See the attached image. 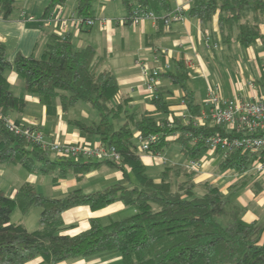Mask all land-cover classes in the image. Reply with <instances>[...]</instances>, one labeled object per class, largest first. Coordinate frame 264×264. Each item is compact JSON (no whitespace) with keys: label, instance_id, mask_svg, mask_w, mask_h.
Returning a JSON list of instances; mask_svg holds the SVG:
<instances>
[{"label":"trees","instance_id":"obj_1","mask_svg":"<svg viewBox=\"0 0 264 264\" xmlns=\"http://www.w3.org/2000/svg\"><path fill=\"white\" fill-rule=\"evenodd\" d=\"M98 1L77 0V16L83 25L95 20ZM121 2L130 11V24L134 6L154 12L161 26L172 11L170 0ZM65 3L66 0H50V8ZM17 9V0H0L1 19H9ZM263 11L264 0H195L188 15L204 22L218 14L224 43L236 41L249 46L258 39L264 42L259 15ZM102 67L103 60L96 57L92 47L74 48L70 33L55 36L39 58L18 54L13 61L0 41V164L51 174L54 180L108 165L121 170L129 182L88 194L74 190L59 198L46 196L29 183L23 184L12 199L0 190V264H27L37 257L43 259L39 264H58L114 251L120 254L123 264H264V226L257 221L246 222L242 209L231 199L243 184L237 183L229 192L231 195L210 183L204 184L200 192L194 173L182 167L167 168L157 181L148 174L134 137L136 132L157 135V142L148 150L152 155L162 154L175 141L188 159L198 160L209 149L206 137L238 135L215 123L195 127L174 116L157 119L148 113L139 117L128 114L126 103L116 101V76ZM12 69L24 80L26 91L41 95L47 104L59 99L66 110L79 101L88 103L98 112L99 122L72 124L99 137L105 148H115L120 160L83 156L65 159L10 130L8 113L22 112L26 107L25 100L10 88L7 73ZM164 76L185 88L188 74L184 62H178L176 71H168ZM163 94L160 91L158 98L152 99L158 113H168ZM184 100L193 115L200 114L201 107L191 95ZM177 134L178 138L173 139ZM215 153L220 156V171L231 170L242 175L245 182L250 179L246 177L253 163L264 156V150L234 151L227 157L219 151ZM118 201L133 207L134 214L108 224L94 217L87 230L76 235L64 233L66 210L76 206L99 210ZM33 207L41 209L37 230L29 231L23 223L12 222L15 209L27 213ZM219 218L228 220L223 223Z\"/></svg>","mask_w":264,"mask_h":264},{"label":"crops","instance_id":"obj_2","mask_svg":"<svg viewBox=\"0 0 264 264\" xmlns=\"http://www.w3.org/2000/svg\"><path fill=\"white\" fill-rule=\"evenodd\" d=\"M116 1L99 0L94 7V24L89 26L73 23L74 19L78 18L77 0H66L64 5L51 8L50 0H17L18 9L11 17L7 20L0 18V41L5 44L8 56L13 61L18 54L39 58L48 45L55 41V36L72 34L75 49L92 47L96 57L102 58V69L111 71L118 81L119 92L116 101L126 103L128 114L137 117L148 113L157 119L174 116L186 122L184 117L189 109L186 103L182 104L185 96L191 95L194 103L200 105L201 114L205 110L204 101L210 91L225 99L235 96L258 99L264 96V42L261 39L249 46L236 41L225 44L218 14L212 20L204 22L188 15L195 0H170L171 12L182 8L184 18L171 21L168 25L164 23L162 26L157 22L158 19H147L139 25L127 23L130 11L121 0L117 3ZM52 13L55 17L49 18ZM260 13V31L264 35V11ZM207 43L218 45V48L209 49ZM180 61L184 62L188 74L185 88L164 76L168 71H176ZM152 70H159L161 73L158 92L164 93L168 113H158L152 103V93L147 84V76ZM7 79L11 90L26 102L22 112L8 113V120L15 126L38 129L48 139L63 145H80L89 149L103 146L99 137L85 133L72 124L73 121L85 124L99 122L98 112L88 103L79 101L65 110L59 99L47 104L41 95L28 93L24 80L15 69L7 73ZM199 95H203L201 101L197 99L200 98ZM173 144H176L173 152L181 153L183 159L166 153ZM166 150L164 153L168 157L163 154L140 152L148 174L157 181L169 167H182L187 170L188 161L191 160L184 155L175 141H172ZM206 152L199 158L202 163L199 170L191 172L195 175L197 191L204 184L210 183L219 186L221 191L227 194L231 193L237 183H250L251 191L247 196H241V206L235 204L242 209L246 222L257 221L264 226V220L261 221L260 218L264 214V174L249 173L246 178L250 177L251 181V178L255 177L254 182H245L244 179L241 180L242 175L239 176L231 170L220 171L216 165V156L219 155L211 151L205 155ZM25 183L32 184L46 196L59 198L74 190L88 194L113 184L125 185L129 182L121 170L108 165L96 166L78 176L69 173L64 179L54 180L51 174H36L20 165L0 164V190L6 196L14 198L18 189ZM125 211H129L130 216L134 214L135 209L121 201L99 210H92L88 206L70 208L63 213L67 226L64 233L76 235L87 230L89 220L94 217H99L104 224H108L114 221V216ZM40 213L41 209L37 207L31 208L27 213L15 209L11 220L23 223L29 231H35L39 228ZM42 260V257H37L27 264H39ZM58 264L123 262L120 254L114 251L70 259Z\"/></svg>","mask_w":264,"mask_h":264},{"label":"built area","instance_id":"obj_3","mask_svg":"<svg viewBox=\"0 0 264 264\" xmlns=\"http://www.w3.org/2000/svg\"><path fill=\"white\" fill-rule=\"evenodd\" d=\"M192 2L193 0H187ZM52 13L49 18H54ZM184 18L183 9L179 8L164 19L166 25L171 21L182 20ZM31 20L33 18H30ZM132 23L139 25L143 21L157 20V15L140 6H134L131 14ZM76 25H82L83 21L78 17L73 21ZM92 26L93 20L86 22ZM208 48H218V45H210ZM145 74L146 70H145ZM159 70H152L147 76L148 89L152 93V99L158 98ZM182 104H185L183 100ZM205 110L199 115H193L190 111L185 114L188 124L195 127H205L210 123L224 125L230 133H235L236 137H224L220 134L206 137L205 142L209 146L208 151H219L223 157L234 151L243 153H255L264 150V96L258 99H247L241 96H235L232 99H225L220 94L210 91L204 101ZM7 127L18 135H23L32 143L39 146L44 151L53 153L65 159H74L80 156L98 160H120V155L115 148H105L104 146L97 149H89L80 145H63L48 139L40 130L34 128H20L7 120ZM178 134L173 139L178 138ZM140 152L148 153L149 148L158 140L157 135L143 136L140 132L136 134ZM201 161L191 159L188 161L187 170L197 172L201 167ZM252 174H264V156L255 161L247 172Z\"/></svg>","mask_w":264,"mask_h":264},{"label":"rangeland","instance_id":"obj_4","mask_svg":"<svg viewBox=\"0 0 264 264\" xmlns=\"http://www.w3.org/2000/svg\"><path fill=\"white\" fill-rule=\"evenodd\" d=\"M119 0H117L116 1V3L118 2ZM200 96V95H199ZM202 96L203 95H201L200 96V98L198 97L197 99L198 100H202L201 98H202ZM176 149V144H173V146L170 148V149H168V150H166V153H169V155H175L176 156V158H179V159H183V156L181 155V153H178V154H175L176 152H173L174 150ZM166 153H162L163 155H165V157H168L167 155H166ZM208 153H210L209 151H207L206 152V154L205 155H207ZM219 160H220V157L218 156H216V165H218L219 164ZM256 175V174H255ZM252 180L251 181H249V182H254V179H255V177H253V178H251ZM250 183L249 184H245V185H243V187H239L237 190H236V192H234V193H232V195L228 192V194H230L231 195V199H232V202L233 203H236V204H238V205H240L241 206V201H240V198H241V196H243V195H246L247 196V194L251 191L250 190ZM199 190H201V189H199ZM264 193V192H263ZM264 195V194H263ZM262 195V196H263ZM254 204H256V202L254 203ZM253 205V204H252ZM256 207V206H255ZM129 214H130V212L129 211H125V212H120V213H118L116 216H114L113 217V220H121V219H123V218H125V217H127V216H129ZM261 218V221H263L264 220V214H262V216L260 217ZM219 220L221 221V222H225L226 220H228L227 218L225 219V218H219ZM106 222H109V221H106Z\"/></svg>","mask_w":264,"mask_h":264}]
</instances>
